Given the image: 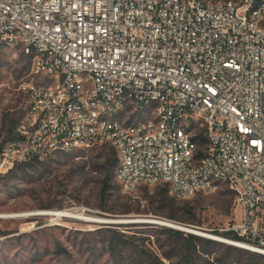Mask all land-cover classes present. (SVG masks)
Masks as SVG:
<instances>
[{"label": "built area", "instance_id": "2783aa9c", "mask_svg": "<svg viewBox=\"0 0 264 264\" xmlns=\"http://www.w3.org/2000/svg\"><path fill=\"white\" fill-rule=\"evenodd\" d=\"M14 47L43 84L0 174L110 145L127 194L227 186V245L264 257V0H0V50Z\"/></svg>", "mask_w": 264, "mask_h": 264}, {"label": "rangeland", "instance_id": "374dc122", "mask_svg": "<svg viewBox=\"0 0 264 264\" xmlns=\"http://www.w3.org/2000/svg\"><path fill=\"white\" fill-rule=\"evenodd\" d=\"M31 69L32 55L24 48L0 50V154L27 114L30 88L43 84L33 78ZM130 115V124L154 116L153 112ZM113 160L115 150L104 145L60 153L0 174V215L70 211L76 218L107 222L168 220L201 228L204 231H198L206 236L227 233L238 217L235 197L225 185L186 200L173 198L164 186L127 194L116 181ZM108 176L109 188L103 195ZM43 215L0 218V264H264V259L215 244H191L189 233L176 235L162 225L93 224Z\"/></svg>", "mask_w": 264, "mask_h": 264}, {"label": "bare ground", "instance_id": "6f19581e", "mask_svg": "<svg viewBox=\"0 0 264 264\" xmlns=\"http://www.w3.org/2000/svg\"><path fill=\"white\" fill-rule=\"evenodd\" d=\"M49 213H52V214H49ZM43 214H45V215H52L57 220H60V219H71V220L86 221V222L93 223V224H97V223L108 224L107 221H105L106 219L105 220H99V219H96V218L95 219H93V218H86L87 219L86 220V219H82V218L73 217L71 215L72 212H70V211H54V213L53 212H40V213L37 212L35 214H33V213H23V214H12V215H0V218H2V219L3 218H13V219L14 218H17V219H22V218H29V217H32V216H41ZM45 215H43V216H45ZM166 221L167 222H162V221H160V222L158 221L157 222V220H156V221H143V222L144 223L147 222L148 224H160V225H163V226H172V227H175V228H177V227L178 228H182V229L185 228V229L191 230L194 233H199V234L204 235V233L199 232L196 229L187 228V227L183 226L182 224H179V223H176V222H171V221H168V220H166ZM135 222H142V221H140V220L139 221H133V220L132 221H114V225L132 224V223H135ZM207 237H211V238H213L215 240H218V241H225V240H227L225 238L217 237V236H214V235H212V236L209 235ZM227 244H230V242L227 243Z\"/></svg>", "mask_w": 264, "mask_h": 264}, {"label": "trees", "instance_id": "16d2710c", "mask_svg": "<svg viewBox=\"0 0 264 264\" xmlns=\"http://www.w3.org/2000/svg\"><path fill=\"white\" fill-rule=\"evenodd\" d=\"M35 162H38V161H35ZM109 162L112 163V160H109ZM32 163L33 162L27 163L25 165H20V166L16 167L15 169H18L21 166L26 167L28 165H31ZM113 166H117V168H118V160H117V157H116V153H115V160H113ZM109 179H110V176H108L106 178L105 182H104V187H103V190H102L103 195H105V193L108 191V188H109V186H108ZM170 219L171 220H174L175 218L171 217ZM179 224H181V223H179ZM182 225H184V224H182ZM170 232L173 233V234H176V235H180V236L186 235L183 232H178V231H174V230H171ZM214 236H217V237L224 236V237H226L225 239H227V240H233V241H239L240 240L239 237L236 236L232 232H227L225 234H222V233H220L218 231H215L214 232ZM186 237H187L188 242H190L191 244H195V243H198V242H205V243H208V244H211V245H214L215 244V245H218V246H222L223 248H226L229 251H234L236 253L238 252V253L243 254V255H246V256H252L253 258L264 259L263 257H260L257 254H251L248 251L238 250V249H235V248H232V247L223 246L222 244H218V243L212 241L211 239H204L203 237H199V236L192 235V234H188V235H186ZM221 238H223V237H221Z\"/></svg>", "mask_w": 264, "mask_h": 264}, {"label": "water", "instance_id": "95a60500", "mask_svg": "<svg viewBox=\"0 0 264 264\" xmlns=\"http://www.w3.org/2000/svg\"><path fill=\"white\" fill-rule=\"evenodd\" d=\"M173 222V221H171ZM106 223V222H105ZM108 224H114V222H107ZM157 225H160V224H157ZM163 226V225H162ZM187 228H193V229H196V230H201V231H204L203 229L201 228H197V227H194V226H191V225H183ZM165 227H168V228H171V229H174V230H178L180 232H185V233H189V234H192V235H196V236H199V237H203V238H208V239H211V240H214V241H217V242H221V243H224V244H227L228 242H225V241H218V240H215L211 237H207L205 235H202V234H199V233H194L192 232L191 230H188V229H185V228H175V227H172V226H165Z\"/></svg>", "mask_w": 264, "mask_h": 264}]
</instances>
